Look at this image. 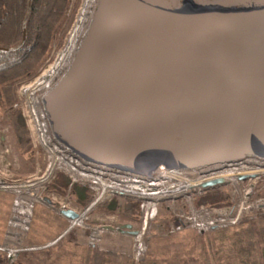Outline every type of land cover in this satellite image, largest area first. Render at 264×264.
Here are the masks:
<instances>
[{
  "label": "water",
  "instance_id": "1",
  "mask_svg": "<svg viewBox=\"0 0 264 264\" xmlns=\"http://www.w3.org/2000/svg\"><path fill=\"white\" fill-rule=\"evenodd\" d=\"M30 12L28 0L21 41L0 51L23 43ZM41 108L74 154L146 177L165 167L264 162V0H97ZM60 213L78 217L72 208ZM118 229L137 232L131 223Z\"/></svg>",
  "mask_w": 264,
  "mask_h": 264
},
{
  "label": "trees",
  "instance_id": "2",
  "mask_svg": "<svg viewBox=\"0 0 264 264\" xmlns=\"http://www.w3.org/2000/svg\"><path fill=\"white\" fill-rule=\"evenodd\" d=\"M28 0H0V46L12 47L22 39V21ZM69 0H31L26 21V35L16 49L0 51V116L17 102V86L34 76L49 54L52 42L66 18ZM10 124L20 139L18 149L26 154L29 145L18 110L12 112ZM69 179L61 171L48 184L47 191L63 194ZM80 201L90 189L84 184L71 188ZM123 200L122 216L136 218L138 201L114 195L99 207L100 213L114 212ZM197 204L220 206L228 203L223 187L207 188L195 199ZM127 223V222H125ZM179 234L154 236L144 257L134 262L129 251L64 240L53 249L46 264H264V211L254 219H243L235 225L198 234L191 230ZM29 233L26 240L29 241Z\"/></svg>",
  "mask_w": 264,
  "mask_h": 264
},
{
  "label": "rangeland",
  "instance_id": "3",
  "mask_svg": "<svg viewBox=\"0 0 264 264\" xmlns=\"http://www.w3.org/2000/svg\"><path fill=\"white\" fill-rule=\"evenodd\" d=\"M79 2L80 0H69V4L66 10V18L62 23L61 28L58 30L55 40L52 42L49 54L44 59L42 65L38 68L34 76L18 84L17 102L12 106L10 110L5 111L0 116V177L8 183L13 182L14 184H18L27 181L28 179L33 180V178L38 180L40 179L39 176L41 175V172L43 173V170L45 168L46 156L42 153L39 146L35 147L33 145V142L31 141L32 139L28 129L30 128V123L28 117L22 114L19 92L22 90L24 91L26 88V90H28L26 91V95L33 93L32 99H29V101H32L34 111L37 114L38 119H40L42 117L41 101L48 92H45L46 88L43 84L34 92L31 91V87H29V85H35V87H38L44 70L49 65L58 62V55L62 50L64 43L66 42L65 40H67L66 38H68L69 36V27L71 26V23L73 21L72 19ZM61 58L64 59L63 54ZM57 64V67L59 66V68L56 70V73L54 72L52 74V77L50 79H56V77L59 76V80L62 76V74L60 75L61 72H59L61 63ZM46 81L47 80L44 79V82ZM21 85H24L23 89L20 88ZM26 95L25 97L27 98ZM16 110H18L20 113V116L24 123L26 136H28L30 142L28 145V150L24 155H21L19 152L18 142L20 139L17 137L14 130L11 129L13 127L10 124V120L12 118L11 114ZM232 170L233 176H227V182L225 181V183L221 185V187H223L226 191V198L228 203L220 206H229L235 209L240 202L245 201L248 205V207H246L247 212L242 213L245 215H243L241 220L254 219L257 217L259 211H264V167H260V169L256 170L252 168ZM55 172L56 171L53 172L51 177L45 183L46 187L43 190V194L50 201H47V199L46 201H34L31 223L28 231L25 232H14L10 228L7 230V220L9 217L10 208L13 202V197L15 196V192L11 189L0 188V209H2V207H8L2 238H0V246H6L13 250V252H10L12 253L10 257L5 250L0 249V264H46L51 251L57 248L64 240H76L92 245L88 243V240H91V238H93L92 236H90V234H93V232L99 233L98 237L95 240H98L100 238L98 240L99 242L93 244L94 246H103L111 249L129 251L130 256H132L133 258V261L138 262L139 259H135L133 256V248L136 247L135 240H139L140 237L138 238L137 236H134L135 234H131L128 232H119L117 230L109 229L101 230L99 228L101 227L100 225L103 224L111 225L115 228L127 222L132 224L133 229L139 230L141 225V211L139 201L137 200L138 207L135 219L132 218L126 220L122 216L123 200H120L118 202L115 211L111 213L105 214L99 212V207L104 202L94 204L92 209H90L89 211H85L84 209L89 205V202L92 198V192L90 190V193L87 194V197L84 200L80 201L77 193L71 190L73 185L80 183L70 185L69 180L67 190L63 194H58L54 191H47V186L54 178ZM239 174H254V176L249 177L245 182L238 183L235 178ZM248 189H250V197L248 198V200H245L243 194L245 190L247 191ZM119 197H121L122 199L128 198L123 196ZM196 197L193 200L195 204H197L195 202ZM256 202H259L258 206L255 205ZM61 204H65L67 206L66 208H72L74 210L77 209L78 211L83 212V216L80 219L79 225H75L67 232H65V230L69 225L68 223H70V219L67 218L66 220L64 218L65 216L60 215L59 205ZM177 204L178 207H180L182 204H184L183 200L177 199L174 205L169 202H161L157 205L154 216L147 223L144 233L141 234V240L143 241L146 248L145 253L148 249V243L150 239L156 235L162 236L168 234H179V236L177 237H182L183 234L190 231L191 227H184L179 230H177L178 228H175L177 231L169 232L170 223H172V225L176 227L175 221H172V219L170 218V214H172L171 210L178 212V208L176 207ZM253 209L255 210L251 212ZM220 228L224 227H217L213 229ZM210 230L204 231L202 233H206ZM195 232L198 233L197 231ZM28 233L30 236L29 241L26 240V236ZM61 233L62 236H60ZM144 255L142 256V258L144 257Z\"/></svg>",
  "mask_w": 264,
  "mask_h": 264
},
{
  "label": "built area",
  "instance_id": "4",
  "mask_svg": "<svg viewBox=\"0 0 264 264\" xmlns=\"http://www.w3.org/2000/svg\"><path fill=\"white\" fill-rule=\"evenodd\" d=\"M96 2L97 0H80L77 6L72 19L73 21L69 27V36L66 38L67 40H65L66 42L59 53L64 55L63 63L59 71L61 72L60 75L65 73L81 39L86 33L96 7ZM58 78L59 76L56 79H49V81L47 80L48 82L42 80L43 82L40 81L39 86L31 91L34 92L43 84L46 88L45 92L47 93L56 84ZM23 87L24 85H21L20 88L23 89ZM22 91L19 92L22 114L28 117L30 123V128L28 129L32 139L31 141L35 147L39 146L42 153L46 156V165L38 180L33 178V180L28 179L27 181L14 184L13 182L8 183L0 177V188L11 189L15 192L7 220V230L10 228L14 232L28 231L31 223L33 203L37 200L46 201V197L43 194V190L46 187L45 183L53 172L58 170L62 171L69 178L70 185L80 183L86 185L91 190L92 198L89 205L84 209L85 211L92 209L94 204L109 200L114 195L139 201L141 225L134 235L138 238L140 237L139 240H135L136 247L133 248V256L135 259H140L145 253L146 248L141 240V234L146 230L147 223L154 216L157 205L161 202H169L174 205L177 199H181L184 203L180 207L177 204L178 212L171 210L172 214H170V218L172 221H175L176 227L170 223L169 232L177 231L184 227H191V229L198 233H202L213 228L234 225L245 215L242 213L247 212L246 207L248 205L245 201L240 202L235 209L229 206L221 207L204 203L195 204L193 202L194 198L205 190L202 187V182L212 178L222 177L216 175V172H219L218 170H210L208 169L209 167L190 170L165 167L162 168L164 169L163 171L158 172L154 176L146 177L84 160L55 138L48 127L43 111L41 112L42 117L38 119L34 111L33 103L29 101V94L26 95V91L28 90L25 88ZM223 178L227 182L228 179L226 177ZM243 197L245 200H248L250 197V189L245 190ZM258 203L256 202L255 205L258 206ZM66 207L65 204L59 205L60 209H65ZM75 210L78 213V217L70 219V223H68L69 225L66 227L65 232L80 223L83 212L77 209ZM100 226L99 229L101 230L109 229L121 232L118 229L119 227L114 228L107 224ZM175 228L178 229L176 230ZM98 234V232L90 234L93 238L88 240V243L93 245L99 242L98 240L100 238L95 240ZM60 236H62V233ZM0 249L5 250L11 257L12 253L10 252H13L11 248L0 246Z\"/></svg>",
  "mask_w": 264,
  "mask_h": 264
},
{
  "label": "flooded vegetation",
  "instance_id": "5",
  "mask_svg": "<svg viewBox=\"0 0 264 264\" xmlns=\"http://www.w3.org/2000/svg\"><path fill=\"white\" fill-rule=\"evenodd\" d=\"M260 167H264V162L256 159V158H246L237 162H231L228 163L227 165H213L210 166L208 169L210 170H227V169H235V170H240L244 168H252V169H260ZM238 176V175H237ZM236 176V181L239 182H245V180H240ZM253 188V186H252Z\"/></svg>",
  "mask_w": 264,
  "mask_h": 264
},
{
  "label": "bare ground",
  "instance_id": "6",
  "mask_svg": "<svg viewBox=\"0 0 264 264\" xmlns=\"http://www.w3.org/2000/svg\"><path fill=\"white\" fill-rule=\"evenodd\" d=\"M62 57V54H59V56H58V62L57 63H61V66H62V59L63 58H61ZM57 63H55V64H51V65H49L45 70H44V72L42 73V76H41V80L40 81H42V80H48L49 81V79L52 77V74L59 68V66L57 67ZM61 68V67H60ZM47 81V82H48ZM46 84V83H45ZM29 87H31L30 89L31 90H33L34 88H35V85H29ZM30 96H29V98H30V100L32 99V96H33V93H30L29 94ZM164 169H159L158 171H157V173L158 172H161V171H163ZM215 175V174H214ZM216 175L217 176H222V177H227V176H233V170L232 169H227V170H223V171H219V172H216ZM248 179V178H247ZM245 180V179H244Z\"/></svg>",
  "mask_w": 264,
  "mask_h": 264
},
{
  "label": "crops",
  "instance_id": "7",
  "mask_svg": "<svg viewBox=\"0 0 264 264\" xmlns=\"http://www.w3.org/2000/svg\"><path fill=\"white\" fill-rule=\"evenodd\" d=\"M2 211H0V238H2V233H3V228H4V222H5V219H6V214H7V210H8V207H2V209H0ZM60 215L62 216V214L60 213ZM66 220L67 218L64 217Z\"/></svg>",
  "mask_w": 264,
  "mask_h": 264
}]
</instances>
